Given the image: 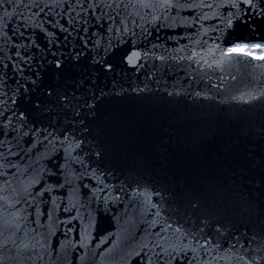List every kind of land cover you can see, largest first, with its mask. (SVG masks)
Instances as JSON below:
<instances>
[{"label":"snow or ice","instance_id":"obj_1","mask_svg":"<svg viewBox=\"0 0 264 264\" xmlns=\"http://www.w3.org/2000/svg\"><path fill=\"white\" fill-rule=\"evenodd\" d=\"M251 62L264 0H0V264H86L129 205L132 264H264Z\"/></svg>","mask_w":264,"mask_h":264},{"label":"water","instance_id":"obj_2","mask_svg":"<svg viewBox=\"0 0 264 264\" xmlns=\"http://www.w3.org/2000/svg\"><path fill=\"white\" fill-rule=\"evenodd\" d=\"M11 10V9H10ZM58 18V17H57ZM37 19H40L37 17ZM11 55V53H9ZM226 73H232L237 76L236 81H231L230 79L226 81V86L231 85L228 88V93L231 94L237 88L242 86V83L249 79L250 77H256L257 79L264 81V62H251L248 64H233L229 67L225 68ZM225 118L232 116L236 109L237 105H225ZM191 158L181 153L176 154V161L179 164H184ZM21 179H26L21 177ZM112 183H116L115 179L111 181ZM14 186H16L14 184ZM8 195V193L0 192V196ZM125 204L128 203L127 199L124 201ZM2 204V201H0ZM123 211V205L118 208L119 212ZM140 209L137 206L135 209L132 205H129V213L128 215L121 216L119 223L110 219H102L101 220V228L100 231L104 232L105 228H108L109 231L115 233L119 236V246L113 248L110 253H105L104 249L111 246L110 244L103 245L100 249H96L93 246H89L87 250H80L81 254H84L86 251L89 259L86 264H132L133 257L129 255L133 251V249H139V241L143 237V232L136 226V221L140 219ZM2 215V213H0ZM62 217H65L66 214H61ZM75 224V222H74ZM111 225L110 227H108ZM106 235V233H105ZM3 237H0L2 240ZM113 240L116 239V236L112 237ZM151 239V238H150ZM96 241H93L94 244ZM11 247V245H10ZM93 253H96L95 259L92 260L91 256ZM103 254V255H101ZM24 264H32L31 261H25ZM38 264H46V262H38Z\"/></svg>","mask_w":264,"mask_h":264}]
</instances>
